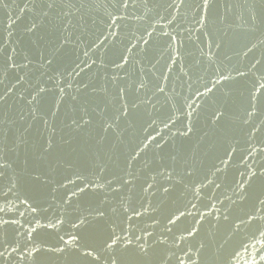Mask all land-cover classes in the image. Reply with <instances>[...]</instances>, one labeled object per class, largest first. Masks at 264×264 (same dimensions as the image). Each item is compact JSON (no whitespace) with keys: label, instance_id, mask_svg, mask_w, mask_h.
Returning <instances> with one entry per match:
<instances>
[{"label":"water","instance_id":"95a60500","mask_svg":"<svg viewBox=\"0 0 264 264\" xmlns=\"http://www.w3.org/2000/svg\"><path fill=\"white\" fill-rule=\"evenodd\" d=\"M0 264H264V0H0Z\"/></svg>","mask_w":264,"mask_h":264}]
</instances>
